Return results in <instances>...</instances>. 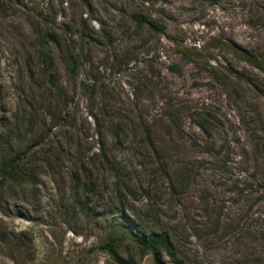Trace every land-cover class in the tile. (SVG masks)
I'll return each mask as SVG.
<instances>
[{
  "label": "rangeland",
  "instance_id": "rangeland-1",
  "mask_svg": "<svg viewBox=\"0 0 264 264\" xmlns=\"http://www.w3.org/2000/svg\"><path fill=\"white\" fill-rule=\"evenodd\" d=\"M210 37L264 61V0H0V264H264V71Z\"/></svg>",
  "mask_w": 264,
  "mask_h": 264
},
{
  "label": "trees",
  "instance_id": "trees-1",
  "mask_svg": "<svg viewBox=\"0 0 264 264\" xmlns=\"http://www.w3.org/2000/svg\"><path fill=\"white\" fill-rule=\"evenodd\" d=\"M133 20L139 26L151 25V21L153 18L150 16L143 15L142 13L133 14ZM214 51H229L237 58L245 61L247 64L251 65L253 68L258 69L260 71H264L263 62L261 60H256L248 53L240 49L238 46L234 44H227L223 42L221 39L210 37L205 40L202 45L199 47H190L188 49L180 51L182 55H202L207 52ZM203 56V55H202ZM207 56L209 60H215L211 55ZM125 228V227H124ZM132 240L136 241L145 251H150L153 254V257L156 262H160L162 252L167 253L169 256H173V246L170 243L168 237L162 232H150V233H138L131 232ZM105 249H107L113 256V259L118 264H134L131 260L125 259L119 255L117 252L113 241L106 243Z\"/></svg>",
  "mask_w": 264,
  "mask_h": 264
}]
</instances>
